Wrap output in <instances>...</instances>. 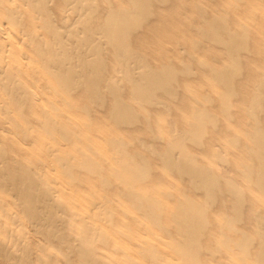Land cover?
Instances as JSON below:
<instances>
[{
    "label": "bare ground",
    "instance_id": "1",
    "mask_svg": "<svg viewBox=\"0 0 264 264\" xmlns=\"http://www.w3.org/2000/svg\"><path fill=\"white\" fill-rule=\"evenodd\" d=\"M0 264H264V0H0Z\"/></svg>",
    "mask_w": 264,
    "mask_h": 264
}]
</instances>
